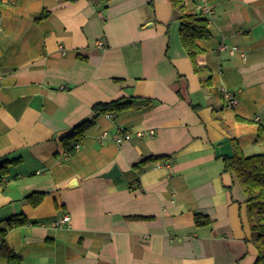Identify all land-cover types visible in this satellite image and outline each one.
Wrapping results in <instances>:
<instances>
[{
    "label": "crops",
    "instance_id": "1",
    "mask_svg": "<svg viewBox=\"0 0 264 264\" xmlns=\"http://www.w3.org/2000/svg\"><path fill=\"white\" fill-rule=\"evenodd\" d=\"M206 3L197 74L171 0H0V159L17 161L0 183V243L21 264L256 263L246 195L223 160L264 155V0ZM117 99L133 103L109 118L93 109ZM86 120L68 156L62 139ZM117 128L130 140L114 142ZM15 216L28 223L8 229Z\"/></svg>",
    "mask_w": 264,
    "mask_h": 264
},
{
    "label": "trees",
    "instance_id": "2",
    "mask_svg": "<svg viewBox=\"0 0 264 264\" xmlns=\"http://www.w3.org/2000/svg\"><path fill=\"white\" fill-rule=\"evenodd\" d=\"M171 4L175 15L180 20L179 38L181 45L190 58L194 70L199 74L202 67L198 66L196 59L203 51L197 45V41L207 40L210 37L207 19L196 11H187L184 0H171ZM132 103L131 100L117 99L108 103L97 104L93 109L100 114L119 113L129 109ZM93 124V120L81 122L62 139L65 153L68 156L74 154L75 146L81 143ZM157 160L159 158H148L142 161L140 165ZM16 163L15 160L0 159V183L9 176L11 167ZM223 170L234 176L246 195V212L252 235L251 240L258 251L255 264H264V155L244 156L240 151H236L231 157L224 158ZM42 197V194H33L28 197V200L33 206H36ZM27 223L25 217L15 216L8 220L7 228L22 227ZM208 224H210V220L207 217H195L196 226ZM0 256L6 259L7 264H21V259L4 243H0Z\"/></svg>",
    "mask_w": 264,
    "mask_h": 264
},
{
    "label": "built area",
    "instance_id": "3",
    "mask_svg": "<svg viewBox=\"0 0 264 264\" xmlns=\"http://www.w3.org/2000/svg\"><path fill=\"white\" fill-rule=\"evenodd\" d=\"M193 11H196L197 13H200L202 16L204 15H210L211 9L207 5L206 0H198L197 5L194 4ZM98 47L103 48V43L101 41L98 42ZM219 50L225 51L228 50L232 55L237 52L236 47H227L225 44H221L219 47ZM241 58L244 59V54H241ZM222 98L224 100V103L227 108L232 109L238 104V99L235 94L229 91H222ZM106 117H110V114H106ZM109 134L106 131H103L98 136V141L102 142L106 138H108ZM131 138V133L129 130L123 129V128H117V131L111 136V139L116 143H121L122 141H128ZM79 145H76L74 150H78ZM166 166H169V164H166ZM69 221V218L64 216L63 218L57 219L53 222V226L57 228H62L66 226L67 222Z\"/></svg>",
    "mask_w": 264,
    "mask_h": 264
},
{
    "label": "water",
    "instance_id": "4",
    "mask_svg": "<svg viewBox=\"0 0 264 264\" xmlns=\"http://www.w3.org/2000/svg\"><path fill=\"white\" fill-rule=\"evenodd\" d=\"M118 175H119V172L116 166H113L112 169L108 173L103 174L105 178H114Z\"/></svg>",
    "mask_w": 264,
    "mask_h": 264
}]
</instances>
